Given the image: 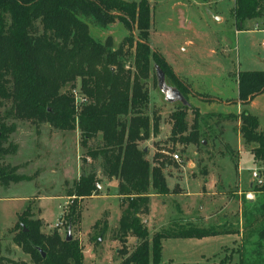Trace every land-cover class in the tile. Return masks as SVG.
Instances as JSON below:
<instances>
[{
	"label": "trees",
	"instance_id": "trees-1",
	"mask_svg": "<svg viewBox=\"0 0 264 264\" xmlns=\"http://www.w3.org/2000/svg\"><path fill=\"white\" fill-rule=\"evenodd\" d=\"M232 14L236 24L252 18L264 23V0H234ZM115 19L128 30L136 25L138 36L126 34L123 42L114 46L109 35L101 38L93 33V24L107 26ZM150 19L149 0H0V110L4 101L9 100L11 116L46 121L59 129L79 128L88 154L101 157L103 176L118 179L121 214L113 235L122 244L118 264H163L161 241L164 238L239 233L238 218L236 223L228 218L223 220L227 215L222 212L220 223L204 222L200 216L194 219L181 216L175 205L174 210L180 213L178 219L153 232L142 219L149 213L151 193L165 195L173 190L164 171L170 160L162 158L157 151L151 161L146 157L147 149L139 146L140 140L159 132L160 116H150L145 111L149 94L144 79L151 62L155 61L166 77L170 75L185 96L189 91L144 39ZM125 52L132 56L131 65H125ZM77 79L80 92L87 98L80 104L75 102L69 88ZM237 84L238 98L246 102L264 90V69L238 71ZM188 109L193 113L190 124L186 118ZM170 116L169 138L182 143L184 148L188 143L205 147L202 140L207 135L220 143L223 120L238 119L244 143L252 144L253 156L264 163V127H259L257 115L246 107L238 113L202 112L190 101L178 102ZM6 117L0 112V185L3 186L27 177L4 161L6 154L15 151L10 139L15 123ZM93 139L96 145L91 146ZM97 180L94 168L83 170L67 188L66 194L73 197L67 228L80 220L77 199L99 193ZM252 186L253 198L241 195L243 230L242 249L239 248L242 254L264 246V181ZM100 221L92 227L96 228L91 232L92 240L102 238L108 230L106 220L99 224ZM42 227L43 220L32 217L30 205L19 214L14 227L12 239L32 263L83 264L77 238L66 240V235L58 229L46 233ZM128 237L135 238L131 250L126 248ZM14 264L29 263L19 260Z\"/></svg>",
	"mask_w": 264,
	"mask_h": 264
},
{
	"label": "rangeland",
	"instance_id": "rangeland-1",
	"mask_svg": "<svg viewBox=\"0 0 264 264\" xmlns=\"http://www.w3.org/2000/svg\"><path fill=\"white\" fill-rule=\"evenodd\" d=\"M149 4L151 19L148 35L144 39L152 50L164 58L177 76L178 64L194 70L199 69L197 72L199 74L205 71L210 72V69L213 68L211 63L213 57L209 54L208 49L216 47L218 44H224L227 49L225 51L228 54L227 59L235 60L236 64L239 61L242 69L264 67L263 31L246 29L238 33L235 32L230 13L233 0H209L204 4L202 0H149ZM213 13L222 16L220 22L216 20V23H219L217 26L211 19ZM180 22L181 25H178ZM91 27L93 33L101 38L109 35L114 46L120 45L126 34L132 33L134 37L138 36L136 25H132L128 30L118 19L110 22L107 26L93 24ZM188 40L193 41L194 44H188ZM123 46L127 47L126 41ZM182 47H186L187 50H183ZM131 57L128 52L124 53L123 59L126 66L132 64ZM155 63V61L151 62L149 74L144 79L149 94L145 111L150 116L153 114L160 116L159 132L148 139L140 140L139 146L147 145L146 157L151 161L157 151L161 153L162 158L170 160L169 168L164 169L170 183L175 181V177H172L173 174L179 177H183L184 174L187 176V186L178 187L176 183L177 190L190 191L189 199L178 195V200L182 198L180 205L178 203L183 214L181 216H185L183 212L185 210V213L190 212V214L198 216H206L211 210L215 212L220 210L219 214H222V202L228 199L231 202L230 210L232 209L229 211L228 219L235 222L238 218L239 227V238L237 233L164 238L161 241L163 264H241L239 257L242 254L240 245L243 227H241L242 221L239 219L241 213L237 208L238 199L234 197L239 194L229 193L221 196L212 193L213 187L204 182L205 174H208L209 171H212L215 176V185L220 186L224 177L230 179L237 161L235 153L238 149L234 147V144L237 142L240 144V139L242 143L244 142L238 130L239 120H223L222 125L226 124L228 127L226 139L224 138L226 140L225 147L218 145L219 142L213 141L209 135H207V139L203 138L202 140L203 144H206L205 147L198 143H188L184 148L182 143L170 139L169 131L172 122L170 113L177 107L178 101L167 102L163 98L162 92L157 87ZM166 78L168 83L174 85L175 81L170 75ZM181 81L189 90L186 93L187 99L200 111L215 110V104L211 102L213 93L196 88L195 85L191 86L184 79ZM79 83L80 81L77 79L74 85L69 88L73 93L83 96ZM217 99L221 100V97ZM77 100V104H80L81 99L77 98ZM261 100L264 104V99ZM79 106H76L78 111ZM10 107L11 102L5 100L0 112L7 116V121L15 123V129L10 134V139L15 144V151L6 154L4 161L14 165L18 173L27 177L12 181L7 186L0 185V264H14V261L19 260L34 264L12 239L18 216L28 205L31 207L32 217L43 220L42 230L44 232L49 233L58 229L62 235L66 234L69 207L73 202V197L68 196L66 190L83 170L87 171L92 168L100 177L97 183L101 184L102 188L98 189L97 186L96 188L102 194L77 199L81 215L79 222L71 228V234L73 238L79 240L83 264L119 263L122 255L119 248L122 244L119 241L115 243L112 237L115 235L114 229H116L120 218V201L116 183L108 182L103 178L101 157H92L88 154L87 147L81 142L80 130L77 126L70 129H59L46 121L36 122L17 118L9 115ZM251 109L257 113L260 125L264 126V108L261 109L256 104ZM186 118L190 124L193 119L191 109H188ZM90 145H96V140H91ZM175 152L178 153L179 158L173 156ZM246 154L242 152L239 159L240 171L246 173L241 193L246 195L245 191L248 190L252 191L254 196V186L249 185L248 179L252 178V170L255 167H260L263 162L256 159L252 153L248 161ZM178 160H181L180 163ZM178 170L181 171V175L178 174ZM260 172L264 174V170H260ZM171 197L168 198L167 207L161 209H158L159 205L156 200L151 201L149 213V218H151L147 222L150 232L154 231L152 229L166 226L170 221L178 219L176 217H179L180 213L177 214L174 210L175 206ZM184 201L186 206H184ZM104 215L107 218L108 230L102 238L92 240V234L89 231L96 230V228H92L93 225L100 220L99 224H101L105 218ZM58 219H62V221L61 225L56 228L54 224ZM142 219L146 224L148 217L144 215ZM262 244L261 242L258 245ZM134 245L135 238L128 237L126 248L131 250ZM242 257L243 264H250L254 261H257L255 264L258 261H261L260 264H262L264 246L251 248L248 253L245 250Z\"/></svg>",
	"mask_w": 264,
	"mask_h": 264
},
{
	"label": "crops",
	"instance_id": "crops-1",
	"mask_svg": "<svg viewBox=\"0 0 264 264\" xmlns=\"http://www.w3.org/2000/svg\"><path fill=\"white\" fill-rule=\"evenodd\" d=\"M208 1L209 0H202V3L204 4ZM233 5H234V0H233V4L231 6L232 8H233ZM232 8L230 9V13H231V17L233 18L232 23H233L235 32L238 33V32H241L242 30H246V29L247 30L263 31V43H264V23L260 19L252 18L251 20L247 19L243 22H239L238 24H236V21L233 17V14H232ZM215 12H217V11H215ZM211 19H212V21H215L213 24L215 26H217L219 23L218 22L216 23V20L220 22L222 19V16L217 14V13H213V14H211ZM181 20H184V19H181ZM178 25H181V22ZM187 43L192 44V45L194 44V42L190 41V40H188ZM182 49L187 50L186 47H182ZM226 50L227 49H225L224 44H218V45H216V47H211L208 49L209 54L212 55V57H213L211 59V63H212L213 68L210 69V72L205 71L204 73L201 72L199 74V73H197L199 71V69L194 70V69H190L187 66L185 67L183 65L178 64V77L180 79L186 80L188 83H190L191 86L195 85L196 88H202V89L206 90L207 92L213 93L212 100H211V102L213 104H215V107H214L215 110H213V111H220L223 113H226V112L238 113L242 109V107H246L249 111L257 114L256 112H254L251 109V107H253L254 105L257 104L259 108H261V109L264 108V104H262V102H261L262 101L261 99H264V90H262L259 93H256L253 97L249 98L246 102H242L238 98V94H237V92H238L237 73H238V71L245 70V69H242L240 67L239 61L236 60L237 64H236L235 60L229 61L227 59L228 54H227V52H225ZM261 69H264V67ZM218 97H221V100L217 99ZM259 103H261V104H259ZM259 127L263 128L264 126H261L259 124ZM221 128H222V132L220 134L221 135V138H220L221 141L218 145L225 147V144H226L225 139H226V133L228 131V127L225 124V125H222ZM239 138H240V135H239ZM238 145H241V146L239 147ZM145 147H146V149H148L147 145L146 146L144 145V148ZM234 147L238 150L235 153L236 154V160H237L236 161L237 166L233 169V173L230 177V179L231 178L232 179L230 180V179H228V177H224V181H223V183H221L220 186L218 184L215 185V178H214L215 176H214L212 171H209L208 174H205V181L204 182H206V184H210L213 187V189L211 190L212 193H217V194H220L221 196H223L224 194H229V193L239 194V195H235L234 197H235V199H238L237 208H238L239 213H241L240 211L242 209V203H241V195L240 194H242L241 189H242V184L244 183V178H245L246 173H244L243 171L242 172L240 171L239 159H240L241 153L244 152L245 154L246 153L248 154V155L246 154V156H247V159L249 161L250 156H252L253 153H252V144L248 145V144H245L244 142L242 143L241 139H240V144H239V142H237L236 144H234ZM219 153H221V152H219ZM181 160H178V163H180ZM169 164H166L165 168H169ZM180 173H181V171L178 170V174H180ZM97 177H98V173H97ZM172 177H175V181L173 183H170L167 179L168 186L171 189H173L172 192L165 194V195H160L157 193H151L150 194V206H151V201L154 199V200H156L157 205H159L158 209H161L162 207H164V208L167 207V201H168L169 196H172L171 200L176 207H179L178 203L180 205L182 198L189 199L190 191L178 189L179 190V192H178L177 186H176V183L178 184V187L187 186V183H186L187 176L184 174L183 177H181V176L179 177V176H176L175 174H173ZM99 178L100 177H98V179ZM103 178H105V177H103ZM105 179L108 182L110 181L111 183L112 182L116 183L117 194H118L119 201H120L121 194L119 193V190H118V179L116 177H112L110 179L105 178ZM252 182H253V178H249L248 179L249 185L252 186ZM101 188H102V185H101ZM247 191H245V193ZM98 194H102V193L99 191ZM179 194L182 196V198H180L178 200ZM92 195H97V194H92ZM253 197H249V198H253ZM221 198L224 199L223 197H221ZM222 203H223V206H222L223 208L221 210H223V214L225 213V215H227V217L223 218V220H225L229 217V211L232 210V209L230 210L231 202H230V200L225 199V200H223ZM184 206H186L185 201H184ZM120 209H121V207H120ZM179 209L181 211V206L179 207ZM185 211H183L185 216H188L190 218L194 219V218H197V216H198V215H192V214H190V212L185 213ZM219 212H220V210L217 212L211 210L206 216H203V215H199V216L202 217V220L204 222L220 223L223 220H221ZM149 213H150V210H149ZM149 213L145 215L146 217H148V219H146V225L147 226H148L147 222L151 218V217L149 218ZM187 213H189V214H187ZM120 214H121V212H120ZM104 219L106 220V223H107L106 216ZM239 219H240V217H239ZM230 221H231V219H230ZM234 223H236V222H234ZM116 226H117V224H116ZM148 228L150 229L149 226H148ZM152 230H154V229H152ZM89 233H91V230L89 231ZM237 236L239 238V233H237ZM112 240L115 241V243H118V240L114 239L113 237H112ZM92 253H94L93 250H92Z\"/></svg>",
	"mask_w": 264,
	"mask_h": 264
},
{
	"label": "water",
	"instance_id": "water-1",
	"mask_svg": "<svg viewBox=\"0 0 264 264\" xmlns=\"http://www.w3.org/2000/svg\"><path fill=\"white\" fill-rule=\"evenodd\" d=\"M155 67V75L157 80V87L162 92L163 98L167 102H181L182 104L189 103L186 96L180 91V89L173 84H170L166 80L165 72L158 64H154ZM146 149V147L144 148ZM66 240H70L72 238L71 227L68 226L66 231Z\"/></svg>",
	"mask_w": 264,
	"mask_h": 264
},
{
	"label": "built area",
	"instance_id": "built-area-1",
	"mask_svg": "<svg viewBox=\"0 0 264 264\" xmlns=\"http://www.w3.org/2000/svg\"><path fill=\"white\" fill-rule=\"evenodd\" d=\"M74 96H75V102H78L77 98H80L81 99V102L87 100V98H86V96L84 94H83V96H81V95H78V94H75L74 93ZM173 156L175 158H179V155L176 152L173 153ZM260 170H264V163H262V165H260V167H255L252 170V172H251L252 178H253V182L252 183L254 185H260L264 181L263 174L260 172ZM96 186H97L98 189L101 188V184H99L97 182H96ZM246 196L247 197H253V192L252 191H247L246 192ZM61 221H62V219H60V220L58 219L56 221V223L54 224V227L58 228L61 225Z\"/></svg>",
	"mask_w": 264,
	"mask_h": 264
}]
</instances>
